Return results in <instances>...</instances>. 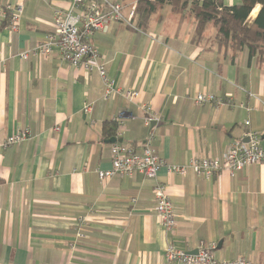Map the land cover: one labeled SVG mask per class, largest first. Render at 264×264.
I'll return each instance as SVG.
<instances>
[{
  "label": "crops",
  "instance_id": "obj_1",
  "mask_svg": "<svg viewBox=\"0 0 264 264\" xmlns=\"http://www.w3.org/2000/svg\"><path fill=\"white\" fill-rule=\"evenodd\" d=\"M108 1L128 17L141 0ZM19 2L18 31L0 29V137L28 129L30 138L0 149V264H180L165 258L167 245L193 253L202 243L216 246L219 261L264 264V166H248L234 178L168 172L194 158L222 160L247 120L264 136V59L219 51L213 24L194 42L193 0L178 11L167 2L142 29L137 20L138 30L113 23L93 36L107 78L140 93L135 101L106 99L101 76L69 65L58 51L45 59L19 57L53 32L54 10L71 9L73 0L0 5ZM198 93L235 106H197ZM143 105L159 118L151 128ZM150 135L165 161L156 180L140 173L99 178L112 166L108 140L138 148ZM157 182L177 214L173 233L155 212Z\"/></svg>",
  "mask_w": 264,
  "mask_h": 264
},
{
  "label": "built area",
  "instance_id": "obj_2",
  "mask_svg": "<svg viewBox=\"0 0 264 264\" xmlns=\"http://www.w3.org/2000/svg\"><path fill=\"white\" fill-rule=\"evenodd\" d=\"M204 1V0H202ZM216 1V0H215ZM23 13V4L0 5V27L7 20L6 29L18 31V23ZM136 19V8L128 17H125L120 4L110 3L108 0H73V6L69 10L55 9L53 12V32L35 48L19 54L23 60L30 56L38 59H45L58 51L66 63L81 68L88 73H98L105 84L106 99L113 96H121L129 101L140 98V93L135 90H123L116 88L114 82L106 75L104 65L101 62L99 50L90 43L96 33L109 32L113 23H124L125 25L138 30L134 23ZM258 101L256 96H252ZM197 106L213 105L216 108L235 106L232 99L220 98L208 93H198L193 98ZM239 107H245L240 103ZM145 112V126L151 128L159 122L149 105L142 106ZM251 110V109H248ZM90 107L85 106V112ZM245 131L241 139L229 144L222 160L218 158H194L188 166L169 165V174H187L188 170L198 176L213 178L219 173H227L234 178L238 172L251 165L264 166V136L250 129L249 120L244 123ZM58 130V129H57ZM30 138L28 129L19 131L11 136L0 137V149H6L25 142ZM112 166L109 170L98 171L101 180H110L115 176L132 177L136 173L143 174L149 179L156 180L158 172L165 166L154 146V136L150 135L148 140L140 147H132L115 143L111 148ZM155 212L161 226L168 232L173 233L176 227L177 214L174 210L167 187L164 184L156 183L154 188ZM78 238H83L78 234ZM75 249V243L72 245ZM216 246L214 244H200L197 253H189L176 248L173 244L166 246L165 258L170 262L180 264H259L246 258H238L234 261H219L214 255Z\"/></svg>",
  "mask_w": 264,
  "mask_h": 264
},
{
  "label": "trees",
  "instance_id": "obj_3",
  "mask_svg": "<svg viewBox=\"0 0 264 264\" xmlns=\"http://www.w3.org/2000/svg\"><path fill=\"white\" fill-rule=\"evenodd\" d=\"M183 1H139L135 19L138 27L142 29L160 5L169 2L178 11ZM257 8L259 11L251 21V15ZM191 9L196 19L194 42L202 41L207 26L213 24L217 28L214 41L219 51L230 54L233 59L243 51H247L250 58L257 56L264 59V0H240L231 7L225 6L220 0H204L200 3L193 0ZM7 24L6 20L0 29L6 28Z\"/></svg>",
  "mask_w": 264,
  "mask_h": 264
},
{
  "label": "water",
  "instance_id": "obj_4",
  "mask_svg": "<svg viewBox=\"0 0 264 264\" xmlns=\"http://www.w3.org/2000/svg\"><path fill=\"white\" fill-rule=\"evenodd\" d=\"M117 142V140L116 139H112V140H108L106 143H111V144H115ZM197 253V251L196 252H193V254H196Z\"/></svg>",
  "mask_w": 264,
  "mask_h": 264
},
{
  "label": "rangeland",
  "instance_id": "obj_5",
  "mask_svg": "<svg viewBox=\"0 0 264 264\" xmlns=\"http://www.w3.org/2000/svg\"><path fill=\"white\" fill-rule=\"evenodd\" d=\"M205 37V36H204Z\"/></svg>",
  "mask_w": 264,
  "mask_h": 264
}]
</instances>
